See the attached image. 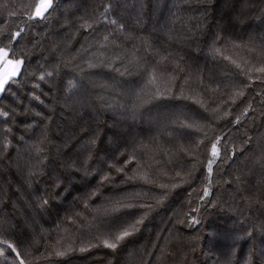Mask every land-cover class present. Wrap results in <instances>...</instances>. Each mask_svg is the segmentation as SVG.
I'll use <instances>...</instances> for the list:
<instances>
[{
	"label": "trees",
	"instance_id": "obj_1",
	"mask_svg": "<svg viewBox=\"0 0 264 264\" xmlns=\"http://www.w3.org/2000/svg\"><path fill=\"white\" fill-rule=\"evenodd\" d=\"M42 1L0 0L23 60L0 240L25 264H264V0Z\"/></svg>",
	"mask_w": 264,
	"mask_h": 264
},
{
	"label": "snow or ice",
	"instance_id": "obj_2",
	"mask_svg": "<svg viewBox=\"0 0 264 264\" xmlns=\"http://www.w3.org/2000/svg\"><path fill=\"white\" fill-rule=\"evenodd\" d=\"M52 4V0H46V2L41 6L40 9L37 10L36 15L42 16L43 12L46 11L49 7H51ZM112 23H115V21H113ZM21 36V32L17 31L15 32L11 37H9L10 40H14L17 37ZM10 52L12 55H15L14 50H10V48L8 46L5 47H0V60L4 61L5 64V75L3 79H0V93H3L6 90V85L9 84L10 81L13 80V78H15L20 71L21 65L23 64V60L20 59H10ZM9 68H11V71H9ZM259 72L264 73V67H261L259 69H257ZM52 72H48L46 73L47 76H52ZM41 80L45 79V76H41L40 77ZM72 87H76L75 84L72 85ZM239 95H243V92H240ZM35 99L39 100V97H34ZM8 113L7 112H0V116H3L5 118L8 117ZM39 115V114H38ZM227 115V113L225 114ZM211 154L214 158L219 157L220 152L216 146V144H213L211 147ZM212 160L208 161V171L209 173L212 172ZM204 195L207 196V190H205ZM44 203L46 204L47 201H44ZM116 204H119L120 201H116ZM112 211H115L116 209L113 208L111 209ZM105 211H108V209H105ZM140 223V221H136V223L134 224H130L129 228H125L123 231L119 232L116 236H115V241L116 242H112L109 243L108 241H105V246L111 249H115L117 247V243L124 240L126 237H129L130 235L133 234V232L136 229V226ZM10 250L11 253H15L16 254V259L19 260V264H25V261L23 259L20 258V253L17 251V248L12 244L9 243L7 240H0V257L3 258H7V255L9 254L8 252H6L4 250V248ZM59 255H63V253H59Z\"/></svg>",
	"mask_w": 264,
	"mask_h": 264
},
{
	"label": "rangeland",
	"instance_id": "obj_3",
	"mask_svg": "<svg viewBox=\"0 0 264 264\" xmlns=\"http://www.w3.org/2000/svg\"><path fill=\"white\" fill-rule=\"evenodd\" d=\"M43 4L44 3L42 1V3H40L39 6H37L35 12H37V10L40 9ZM9 58L10 59H20V58H14V57H10V56H9ZM21 69H22V65H21L20 71H21ZM9 71H11V68H9ZM20 71H19V73H20ZM4 75H5V64H4V61L3 60H0V79H3L4 78Z\"/></svg>",
	"mask_w": 264,
	"mask_h": 264
}]
</instances>
